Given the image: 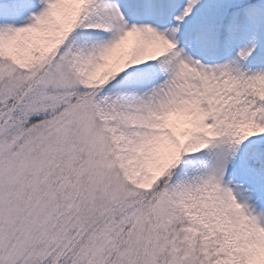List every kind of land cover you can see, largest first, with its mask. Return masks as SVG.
Wrapping results in <instances>:
<instances>
[{
  "label": "snow or ice",
  "instance_id": "6c2138e0",
  "mask_svg": "<svg viewBox=\"0 0 264 264\" xmlns=\"http://www.w3.org/2000/svg\"><path fill=\"white\" fill-rule=\"evenodd\" d=\"M0 264H264V0H0Z\"/></svg>",
  "mask_w": 264,
  "mask_h": 264
}]
</instances>
